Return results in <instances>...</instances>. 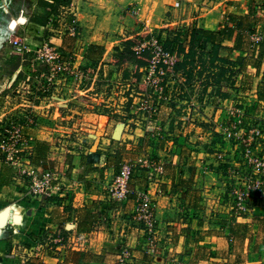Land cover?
Wrapping results in <instances>:
<instances>
[{"label":"crops","instance_id":"0c3cea01","mask_svg":"<svg viewBox=\"0 0 264 264\" xmlns=\"http://www.w3.org/2000/svg\"><path fill=\"white\" fill-rule=\"evenodd\" d=\"M172 1L74 0L72 5L76 3L73 6L83 31L85 60L100 64L109 77L122 78L123 69L112 64V60L122 52L123 40L139 34L146 26H158ZM259 3L263 7L257 6ZM130 7L138 10L137 17L127 14ZM192 12L188 21L173 22V26H180L189 35L195 28L209 31L213 42L215 37L220 45V62L232 65L235 92H257L252 101L264 105V0H228L214 15ZM40 28L51 31L45 25ZM62 43L65 51L77 46L68 37ZM185 47L188 49L189 45ZM63 107L66 106L54 108L52 118ZM164 110L169 128L164 133L166 138H154L155 130L147 133L140 122L130 120L127 125L122 121L108 126L101 123L98 128L92 124L97 130L85 134L93 142L90 147L79 149L73 145L60 151L54 143L55 133L47 124L28 131L31 164L49 167L60 179L75 182L62 197H54L48 203L28 195L17 171L0 150V212L9 209L8 222L0 229V264H114L122 248L130 250V264H149L145 233L134 218L135 195L117 203L110 199L106 188L126 161L145 154L158 159L174 155L158 184L149 182L141 166L130 180L133 189L147 190L152 195L164 241L158 262L264 264V212L237 221L222 217L214 220V214L204 206V190L196 172L205 154H195L190 166L179 161V157L184 160L190 154L186 149L180 153L175 144L183 143L187 136L177 126V114L182 111ZM210 110L206 111L208 115ZM130 125L136 127L130 130ZM190 127L187 131L196 135L192 139H212L203 128ZM176 151L180 154L175 155Z\"/></svg>","mask_w":264,"mask_h":264},{"label":"rangeland","instance_id":"374dc122","mask_svg":"<svg viewBox=\"0 0 264 264\" xmlns=\"http://www.w3.org/2000/svg\"><path fill=\"white\" fill-rule=\"evenodd\" d=\"M73 2L74 0L70 4L72 5ZM227 2L228 0H198L194 3L193 1L174 0L169 5L170 8L165 13L164 18L158 17L160 18L158 26H152V28L146 26L138 35L133 36L141 35V41L152 36L157 37L163 42L165 48L166 45L170 48L166 49L174 53L176 58L179 55V59H184L186 54L193 55L194 62L187 65L186 69L191 72L190 78L183 70L176 72V66L173 69L174 73L171 69L165 68L167 75L161 79L160 85L164 87V93L160 94L162 97L159 98L154 86L152 87L145 82L151 59L149 63L140 68H137L130 61L117 64V67L123 69L122 78L109 77L108 74L104 73V67L100 64L85 60V53H83V46H81L83 31L79 25V20L77 22L79 26H76V30H74L75 34L71 33V28L76 24L73 22V18L76 17L70 14L68 10L70 4H62L56 12L49 15V20L45 26L51 31L47 32L43 31L40 24L35 22L36 18L45 13L41 0H0V116H3L0 119V131H3L6 123L9 124L11 121L21 123L24 125L22 135L28 140V131L41 124H47L48 128L55 133L54 143L60 151H65L73 145L79 149H84V147L88 148L93 144L89 140L90 137L85 134L97 130L101 123L108 126L112 122L122 121L126 125L128 120L131 123L140 122L142 129L147 133L152 134L153 130L156 131L154 138H166L164 133L169 132V128L166 125L164 108H170L171 112L177 111V109L181 110V115L178 116L177 114V117L180 118L177 120V126H179L178 130L183 134L186 133L187 136L183 138V143L175 142V144L180 153L186 149V151H190V154L189 157L185 156L184 160L179 157V161L190 166L191 162L189 161L194 159L195 154L198 155L200 151V154H205L201 158L199 166H196L197 171L195 170L198 173V183L203 186V200L206 203L204 206L214 214L212 215L214 220L222 217L227 221H237L230 216L231 207L229 204L231 203H228L227 186H225V183H228L230 179L225 172L227 171V164H217L214 152L218 148L224 150L219 152L226 153V156L229 157L227 159L229 163L243 168L245 162L241 150L232 151L231 144L226 138L225 128L230 124L228 117H235L230 114V109L238 104L246 108L248 117L259 116L264 118V114H262L264 105L258 106L259 101H252L251 98L257 92H251L250 95L235 92L237 87L232 86L234 82L232 65L211 60L214 53L212 43L205 46L195 45L192 53L189 44L190 35L180 26H173V22L178 24L182 20L188 21L193 16L192 13L194 12L192 11L195 10L197 15L199 13L214 15V12L225 6ZM257 6L263 7V4L259 3ZM132 11L135 14L137 11L136 15H138V10L134 7L126 9L129 15ZM13 21L15 25L12 26ZM11 33H14L17 38L25 39L32 52L17 53L11 43L12 40L9 36ZM65 37L71 38L77 44L71 51H65L63 48L62 41ZM127 39L129 38L123 40V44ZM45 41L53 42L58 47L64 61H69L72 57L79 66L94 67L96 71L99 70L93 73L90 81L84 79L82 81L75 77L62 79L57 83L48 82L45 77H42L43 73H47L46 66L37 64L33 58L34 49ZM187 44L189 45L188 49L185 47ZM119 55V52L116 53L114 59H117ZM150 55L152 57L151 53ZM114 59L112 64H114ZM44 88L46 89L45 92L42 91ZM262 98L264 99V97ZM192 100L200 104L206 102V106L200 114L192 113L189 115V120H184L185 116L188 117L187 113L189 112L185 102L187 101L189 104ZM63 105L66 107L59 111L60 114L55 115L56 118L54 116L52 118L53 109ZM145 106L148 108L145 109ZM208 108L211 109L209 115L207 114ZM216 118L217 120H215ZM27 119H29V124L26 123ZM92 124L96 125L97 128L93 127ZM134 127L136 126L130 125L129 129ZM189 127L203 128L206 133H210L212 139L207 142L195 140L198 138L192 139L196 135L192 134L194 133L192 130L187 131ZM0 150L2 151L1 148ZM28 152L30 150H25L22 155ZM180 153L176 151L175 155ZM2 155H5L3 151ZM145 157L164 163L165 169L166 164L170 161L172 163L174 159V155L170 154L163 159L145 154L131 160H139ZM137 163L139 166L140 162ZM259 211L264 212V204L257 206L254 214L242 218L260 215ZM144 233L147 252L151 256L149 264H161L157 260L164 248L160 225L157 224L156 235L153 234L159 240L160 250L157 256L150 252L147 241L149 236L146 231ZM122 249L128 250V257L123 264H130V250L128 248ZM122 254L123 252L120 256ZM119 258L114 264H118Z\"/></svg>","mask_w":264,"mask_h":264},{"label":"built area","instance_id":"2783aa9c","mask_svg":"<svg viewBox=\"0 0 264 264\" xmlns=\"http://www.w3.org/2000/svg\"><path fill=\"white\" fill-rule=\"evenodd\" d=\"M68 10L76 17L73 18V22L76 24L71 28V33L75 34L74 30H76V26H79L78 15L73 5H70ZM136 14L134 11L131 12L133 16H138ZM9 36L17 53L32 52L25 39L17 38L14 33ZM134 50L137 53L149 51L152 54L145 82L154 86L159 94L158 97L161 98L160 94L164 93V87L160 86L161 79L167 75L165 68L171 69L174 73L173 69L178 62V57L176 58L174 53L164 47L163 42L153 36L134 46ZM34 51V62L43 64L47 68V73H43L42 77H45L48 82L57 83L62 79L75 77L82 81L83 79L90 81L93 73L99 70L96 71L94 67L79 66L72 57L71 60L64 61L58 47L53 42L45 41L38 45ZM42 91L45 92L46 89L44 88ZM185 104H187L189 112L187 113L188 117L185 116L184 120H189V115L192 113L200 114L206 106V102L200 104L194 100L189 104L186 101ZM245 110L244 106L238 104L232 107L230 114L235 117H228L230 124L225 128L226 138L231 144L232 151L241 150L245 166L241 168L229 163L227 161L229 157L226 156V153L219 152L224 151L220 148L217 149L218 152H214L217 164H227L225 172L230 179L228 183H225V186H227L228 203H231L229 204L231 207L230 216L234 220L254 214L256 207L264 204V118L248 117ZM26 123L29 124V119ZM23 126L21 123L11 121L9 124L6 123L3 131H0V148L5 153L6 161L17 171V176L26 187L28 195L33 199L48 203L54 197H62L67 193L68 188L75 185V182L60 179L58 173L51 168L33 166L29 152L22 155V152L31 148L30 142L22 135ZM137 162H140L139 166L145 168L150 183L158 184L165 174L164 163L152 160L150 157L128 160L121 166L120 172L114 179L106 185L107 193L110 199L117 203L126 201L131 194L135 195L137 202L135 221L148 234V248L151 253L157 256L160 246L159 240L153 235L157 229V218L152 195L147 190L133 189L130 186L131 177L138 166ZM56 180L58 182L54 183ZM127 253L128 250L124 249L123 254L119 256L118 264H123L128 257Z\"/></svg>","mask_w":264,"mask_h":264},{"label":"trees","instance_id":"16d2710c","mask_svg":"<svg viewBox=\"0 0 264 264\" xmlns=\"http://www.w3.org/2000/svg\"><path fill=\"white\" fill-rule=\"evenodd\" d=\"M70 2L71 0H41V4L45 8V13L41 15L40 17L36 18L35 22L40 25H46L49 20V15L51 13L56 12L62 4H69ZM141 37L142 36L140 35V36L127 39L124 43V51L119 53L120 55L117 57V59H114L113 61L114 64L117 65L125 61L126 62L130 61L134 63L137 68H140L146 65L147 63H149L151 59V55L149 51L137 53L134 50V46L140 44ZM208 43H212L214 47V53H213V57L211 58V60L213 62L222 61V59L219 57L220 45L216 43L215 37H214V42H213L211 34H209V31L204 30V29H196V28L191 31L190 38H189L191 52L194 50L195 45L205 46ZM166 48L170 49L167 45H166ZM177 56H178V62L176 64L175 71L180 72L181 70H183L184 73H186V75L190 78L191 72L189 70L187 71L186 69H187V65L193 64L194 62V59H192L193 55L191 56L189 54H186L184 59H179V55Z\"/></svg>","mask_w":264,"mask_h":264},{"label":"water","instance_id":"95a60500","mask_svg":"<svg viewBox=\"0 0 264 264\" xmlns=\"http://www.w3.org/2000/svg\"><path fill=\"white\" fill-rule=\"evenodd\" d=\"M13 25H15L14 21L12 23V26ZM8 218H9V209H5L0 212V229L7 224Z\"/></svg>","mask_w":264,"mask_h":264}]
</instances>
